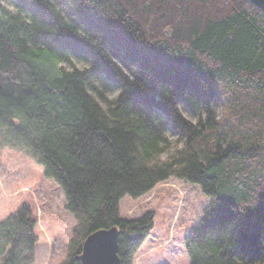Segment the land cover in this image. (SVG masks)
Segmentation results:
<instances>
[{"label":"trees","instance_id":"obj_1","mask_svg":"<svg viewBox=\"0 0 264 264\" xmlns=\"http://www.w3.org/2000/svg\"><path fill=\"white\" fill-rule=\"evenodd\" d=\"M12 1L0 0V149L64 192L76 224L62 264H81L86 238L112 227L134 264L155 214L124 218L121 202L173 177L210 199L185 238L191 264H264V12L249 0ZM38 241L24 205L0 223V264H35Z\"/></svg>","mask_w":264,"mask_h":264},{"label":"rangeland","instance_id":"obj_2","mask_svg":"<svg viewBox=\"0 0 264 264\" xmlns=\"http://www.w3.org/2000/svg\"><path fill=\"white\" fill-rule=\"evenodd\" d=\"M2 2L16 10L12 0ZM84 65L74 61L69 67ZM117 95L115 91L110 98ZM218 114L221 115L220 110ZM187 117L194 120L190 114ZM65 203L59 183L45 176L42 165L18 150L0 149V223L24 205L31 208L38 221L35 264H62L67 259L76 219L67 212ZM209 203L200 186L176 177L141 199L125 197L121 202L124 218H140L146 212L155 214L154 229L134 264H191L185 238L198 225Z\"/></svg>","mask_w":264,"mask_h":264},{"label":"water","instance_id":"obj_3","mask_svg":"<svg viewBox=\"0 0 264 264\" xmlns=\"http://www.w3.org/2000/svg\"><path fill=\"white\" fill-rule=\"evenodd\" d=\"M264 12V0H249ZM117 227L103 229L90 234L78 256L81 264H121Z\"/></svg>","mask_w":264,"mask_h":264}]
</instances>
